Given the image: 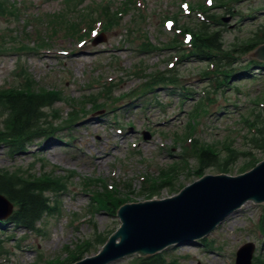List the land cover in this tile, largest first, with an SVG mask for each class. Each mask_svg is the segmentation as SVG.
<instances>
[{
  "label": "rangeland",
  "instance_id": "obj_1",
  "mask_svg": "<svg viewBox=\"0 0 264 264\" xmlns=\"http://www.w3.org/2000/svg\"><path fill=\"white\" fill-rule=\"evenodd\" d=\"M77 1L0 0V88L29 82L31 90L58 95L31 135L0 139V170L23 178L51 175L59 184L45 193L53 208L32 228L0 220V264H55L97 251L120 220L114 206L96 208L90 192L112 186L125 202L170 196L198 174H238L250 169L251 156L264 158L250 130L264 115V65L249 64L251 57L239 49L264 30V0H133L127 11L130 0ZM208 6H214L210 28L219 38L202 51L226 70L218 78L228 81L219 88L206 73L213 65L207 57L187 53L191 42L171 44L176 32L170 19L193 25L202 17L196 7ZM82 13L92 15L98 32L65 37L70 26L64 21L83 28ZM99 32L104 38L97 42ZM142 43L149 50H140ZM7 111L0 104V134ZM193 139L196 147L214 149L219 160L230 154L229 162L199 166L197 156L185 152ZM96 152L106 155L105 162L96 161ZM144 176L160 181L156 191L147 193ZM247 241L254 244L252 264H264V204L246 201L202 239L160 253L173 264H234L235 250Z\"/></svg>",
  "mask_w": 264,
  "mask_h": 264
},
{
  "label": "water",
  "instance_id": "obj_2",
  "mask_svg": "<svg viewBox=\"0 0 264 264\" xmlns=\"http://www.w3.org/2000/svg\"><path fill=\"white\" fill-rule=\"evenodd\" d=\"M252 55L264 60V44L258 46ZM223 173L229 175H204L191 184L186 183L189 185L172 197L128 201L133 203L122 205L117 212L121 226L100 251L72 264H106L130 253L152 254L171 244L207 234L247 200L264 202V160L251 170L238 173L240 175ZM0 204V218H4L11 211V204L2 195ZM117 238L119 241H116ZM252 250L251 243L241 247L237 264H250Z\"/></svg>",
  "mask_w": 264,
  "mask_h": 264
},
{
  "label": "trees",
  "instance_id": "obj_3",
  "mask_svg": "<svg viewBox=\"0 0 264 264\" xmlns=\"http://www.w3.org/2000/svg\"><path fill=\"white\" fill-rule=\"evenodd\" d=\"M192 32V42L195 46V53L208 56L209 53L202 48L212 49L214 42L219 38L218 31H214L210 28V24L205 21H196L194 27L185 28ZM184 33V32H183ZM261 35H257L253 41L244 44L239 48L242 52L246 53L253 48L256 44L263 42ZM250 62H257L251 61ZM258 63V62H257ZM263 65V63H259ZM215 69V68H214ZM264 97V89H263ZM55 92L50 90H38L32 91L26 89L13 90L0 96V103L7 105L9 109V121L5 124L4 130L0 134V139L4 138H22L24 136L31 135V132L35 128L36 122L42 116V107L55 101ZM261 119L258 118L260 122ZM255 126L257 135L254 137L255 144L264 150V116L262 122ZM24 141L19 145L24 147ZM16 144V143H15ZM199 158L201 162H216L217 153L208 148H204ZM230 157L222 158L220 165H225ZM57 181L49 179L48 177L38 178H23L18 174L9 172L7 170H0V193H3L8 199L14 202L16 209L11 215V219L16 224H20L24 227H33L35 222L41 218L43 213L50 210L49 197L44 194L48 189H52ZM105 198H110V195H106ZM82 253H79L71 258V260L80 258ZM131 264H169L167 263L161 254H155L152 256L137 258Z\"/></svg>",
  "mask_w": 264,
  "mask_h": 264
},
{
  "label": "bare ground",
  "instance_id": "obj_4",
  "mask_svg": "<svg viewBox=\"0 0 264 264\" xmlns=\"http://www.w3.org/2000/svg\"><path fill=\"white\" fill-rule=\"evenodd\" d=\"M49 57V53H45L41 58L45 61H47V58ZM78 57V56H77ZM73 59H76V56H72ZM94 117L90 118L89 121H93ZM106 155H102L100 152H96V161L103 160L105 162Z\"/></svg>",
  "mask_w": 264,
  "mask_h": 264
}]
</instances>
